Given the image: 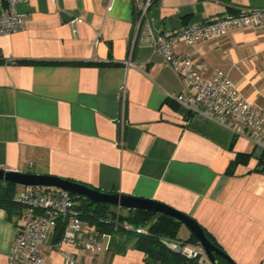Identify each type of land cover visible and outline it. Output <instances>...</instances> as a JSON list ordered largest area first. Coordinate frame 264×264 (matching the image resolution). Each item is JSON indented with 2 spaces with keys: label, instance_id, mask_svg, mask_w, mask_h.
<instances>
[{
  "label": "crops",
  "instance_id": "obj_1",
  "mask_svg": "<svg viewBox=\"0 0 264 264\" xmlns=\"http://www.w3.org/2000/svg\"><path fill=\"white\" fill-rule=\"evenodd\" d=\"M260 7L264 0H153L148 21L168 33ZM17 11L22 28L0 37V169L168 205L195 219L235 264H259L264 150L167 98L182 84L142 42L135 1L29 0ZM174 52L188 56L205 80L229 71L240 94L264 111V30H231ZM23 191L16 187L13 199ZM17 212L0 208V264L14 243ZM56 234L42 249L44 264H63L48 247ZM118 240L110 236L96 254L69 244L62 250L83 264H144Z\"/></svg>",
  "mask_w": 264,
  "mask_h": 264
},
{
  "label": "built area",
  "instance_id": "obj_2",
  "mask_svg": "<svg viewBox=\"0 0 264 264\" xmlns=\"http://www.w3.org/2000/svg\"><path fill=\"white\" fill-rule=\"evenodd\" d=\"M28 1L0 0V37L12 35L22 28L23 17L18 13L17 6ZM55 1L50 0L51 3ZM134 1L138 18L143 22L142 42L161 54L165 64L182 84L180 93L170 94L167 98L176 102L190 116L201 117L228 131L232 138L245 139L254 147L264 150V111L257 109L240 94L231 80L230 72L217 71L212 80H205L188 56L174 52L179 44L194 47L201 42L222 38L231 30L252 27L262 31L264 7L239 9L234 15L189 23L176 31L160 33L154 31L148 21V10L153 0ZM110 9L108 7L107 11ZM81 22L80 19L71 21L74 25ZM73 31L76 32L75 27ZM13 203L19 207L20 215L7 264H44L42 249L57 228H61L62 233L48 247L61 254L63 264H83L74 254L62 250L64 244L74 245L91 254L99 253L108 246L110 235L84 229L85 222L72 195L59 188L24 187ZM97 223L109 221L99 219ZM112 224L115 230L120 228L136 234L145 233L144 229L133 228L118 218ZM167 245L189 258H200L208 263L199 243L182 248L176 244ZM259 264H264V258Z\"/></svg>",
  "mask_w": 264,
  "mask_h": 264
},
{
  "label": "trees",
  "instance_id": "obj_3",
  "mask_svg": "<svg viewBox=\"0 0 264 264\" xmlns=\"http://www.w3.org/2000/svg\"><path fill=\"white\" fill-rule=\"evenodd\" d=\"M234 141H232V144ZM16 185L0 182V208L5 209L7 212L18 211L19 207L12 202L15 195ZM73 200L77 204L78 210L81 212L82 221L87 224L91 229L97 233L109 234L111 238L118 236V244L121 247H126L128 244L143 255L144 264H209L200 258L192 259L180 252L172 250L167 244H176L182 248L186 245H196L197 239L190 234L189 238L182 240L178 238L181 227L183 226L177 220L155 213L141 211V210H128L129 216H121L118 209L117 211L109 204L95 203L87 198L72 195ZM118 218L120 222H127L133 228H142L145 230L144 234H136L127 232L123 229H114L112 222ZM99 219H106L109 223L98 224ZM204 229V228H203ZM205 234L213 245L221 249L213 236L205 229ZM62 233L61 228H57L55 242L59 239ZM111 242V241H110ZM111 245V243H110ZM109 245V248H110ZM222 250V249H221ZM222 264H228L220 259Z\"/></svg>",
  "mask_w": 264,
  "mask_h": 264
},
{
  "label": "water",
  "instance_id": "obj_4",
  "mask_svg": "<svg viewBox=\"0 0 264 264\" xmlns=\"http://www.w3.org/2000/svg\"><path fill=\"white\" fill-rule=\"evenodd\" d=\"M0 182L22 187L59 188L71 195L84 197L95 203L109 204L117 209L141 210L171 217L184 225L197 239L207 255L209 264H222L220 259L228 264H235L223 250L211 243L203 227L195 219L157 201L120 193L102 192L87 185L52 175L21 173L5 169H0Z\"/></svg>",
  "mask_w": 264,
  "mask_h": 264
},
{
  "label": "rangeland",
  "instance_id": "obj_5",
  "mask_svg": "<svg viewBox=\"0 0 264 264\" xmlns=\"http://www.w3.org/2000/svg\"><path fill=\"white\" fill-rule=\"evenodd\" d=\"M17 188H18V189H23L22 186H17ZM113 208L117 211V208H116V207L113 206ZM118 211H119V213H120L121 216L128 217V216L130 215L127 209L120 208V209H118ZM84 226H85V227L87 226L86 223H85ZM187 232H189V230L183 225V226L181 227V230H180L179 234H178V238H180V239L183 240L184 237H185V233H187ZM202 260H203V259H202Z\"/></svg>",
  "mask_w": 264,
  "mask_h": 264
}]
</instances>
